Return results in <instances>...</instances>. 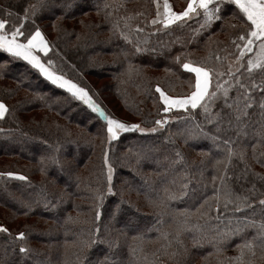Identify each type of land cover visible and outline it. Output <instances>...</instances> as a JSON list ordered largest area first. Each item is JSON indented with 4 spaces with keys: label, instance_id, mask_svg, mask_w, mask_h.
Returning <instances> with one entry per match:
<instances>
[{
    "label": "snow or ice",
    "instance_id": "1",
    "mask_svg": "<svg viewBox=\"0 0 264 264\" xmlns=\"http://www.w3.org/2000/svg\"><path fill=\"white\" fill-rule=\"evenodd\" d=\"M151 3L155 12L146 21V26L154 29L150 35L168 32L173 27L183 28L188 21L197 18H202L199 28L204 29L214 21L224 19L226 5L234 6L231 19L240 21L241 30L229 37L228 43L234 51L221 49L226 53L224 56L210 53L199 60L190 59L188 55L175 57L180 67L191 74L187 81L188 92L170 95L157 84L155 93L162 107L158 109L159 118L151 122L150 128L107 115L88 91L56 74L52 59H48L47 64L43 62L40 54L47 57L53 45L39 26L28 28L27 23L35 24L38 15L55 6L71 9L75 6L74 0H64L62 5H57L56 0H35L24 7L18 23L5 18L13 14L9 9H4L5 16L0 17V53L26 62L44 79L87 105L106 123L101 174L96 181L86 185L93 215L83 220L80 213L76 217H65L61 225L65 235L63 259L59 264H162L161 257L181 264L180 258L189 254L186 239L194 248L210 246L212 251L206 253L204 259L215 257L216 264H256L257 251L259 259L264 261V184L258 187L256 183L257 180L264 181V176L253 172L248 162V148L251 147V160L264 167V152H257L258 147L264 146V0H187L181 11L174 10L170 0H151ZM124 7V2L104 3L102 7L97 5L96 10L98 14L104 10L105 19L111 20L113 13ZM142 15L144 13L139 11L127 12L111 21L112 31L134 48L132 53L124 52L126 57L156 51L141 46L148 44L146 38L141 40L139 37L145 28L132 24ZM229 27L236 28V25L229 24ZM133 36H136L135 42ZM225 61H228L226 68ZM127 72L138 73L139 68L129 62ZM233 92L235 95H231ZM218 101L221 103L217 104ZM8 111L5 103L0 101V119H4ZM173 122L181 126L164 138L172 145L173 155L165 157L168 166L163 173L156 172L157 176H163L162 186L150 185L145 179L146 190L143 192L140 188L133 189L128 181H123L118 189L112 142L118 141L122 133L155 134ZM249 130L255 139L250 145L243 143V139L249 137ZM177 137L185 144L204 139L210 142L211 148L201 152L199 164L189 163L185 154L175 147ZM43 143L51 152L41 157V170L44 171L46 163L62 167L57 155L60 145L46 140ZM213 150L219 155L213 156ZM126 152L137 164L147 159L143 151L133 147ZM209 159L213 170L210 179L206 175ZM249 176L253 178L251 181ZM0 177L28 181L27 176L11 171L0 172ZM233 182L242 190L237 191ZM245 184L249 186L245 187ZM133 190L137 195H143L144 205L151 210L149 213L142 212L140 203L125 199V192ZM34 197L21 202L28 211L35 204L56 210L62 202V197H51L46 187H41ZM112 197L116 199L110 208H106ZM188 200L192 203L183 208L174 206L175 202ZM69 224L87 225V228L81 226L72 232L67 227ZM69 233H72V239L67 238ZM0 234L8 237L7 244L18 248L21 262L53 264L50 256L39 260L40 253L28 244V232L13 234L0 224ZM233 238L238 240L234 245L235 254L228 256L225 253ZM93 250H98L94 257Z\"/></svg>",
    "mask_w": 264,
    "mask_h": 264
},
{
    "label": "trees",
    "instance_id": "2",
    "mask_svg": "<svg viewBox=\"0 0 264 264\" xmlns=\"http://www.w3.org/2000/svg\"><path fill=\"white\" fill-rule=\"evenodd\" d=\"M94 1L95 6L87 0H74L75 6L68 10H65L62 6L52 7L50 11H45L42 15H38L35 19V24L29 21L27 27L34 28L39 26L44 34L46 32L49 35L52 33L54 35L52 49L54 50L51 49L49 55H54L55 60L59 57L61 60L64 59L66 61L65 65L73 66L72 68L78 73L82 74V71L93 65L115 74L114 82L107 86L104 85L105 91H108L110 98L114 100L113 106H111V102L105 101L107 93L104 95L102 89L101 92L100 89L97 90L104 95V98L97 96L95 92V96L90 93V88H95L94 83H83L85 84L83 88L88 91L92 100L107 115L116 119L119 118L113 115L114 111L117 115L121 111L133 118L142 117L146 120L147 117L142 114L141 109L137 106L139 105L137 101L146 100L145 102L148 103H153V101L144 96L139 97V91H144L151 98V84L154 86L155 82H164L172 74H178L188 79L191 74L186 73L176 62L175 57L177 55H181L182 58L184 55H188L193 60H199L210 53H219L224 56L226 53L221 51V49L227 48L229 52L234 51L228 43L229 37L238 34L241 30L240 21L231 19L234 9L232 5H226L223 8L224 19L214 21L204 29L199 28V21L202 18H197L188 21L187 26L183 28L173 27L168 32H157L155 35H150L153 28L146 26L145 17L149 16V19H151L154 15L155 9L152 8L151 0ZM130 1L133 2L132 8H121L119 12L113 13L111 20L105 19L104 10H101L99 14L96 10L97 5L102 7L104 3L124 2L125 6H127ZM180 1L187 2V0ZM34 2L35 0H0V17L5 16L4 9H9L13 14L5 18L18 23L19 15L23 14L24 7ZM56 3L57 5H62L64 0H56ZM183 6H186V4ZM133 8L135 12L144 13V15L132 21L133 26L138 24L140 27L145 28V31L139 34V37L141 40L146 38L148 44H142L141 46L150 49L155 48L156 51L154 53L149 51L126 57L124 52L132 53L134 51L133 46L126 44L118 33L112 31L111 21L116 20L119 15H125L124 13L131 11ZM91 15L104 18L105 22L100 26V34L93 32L95 27L91 29L92 23L85 25V20H90L87 16ZM58 17L62 18L58 19ZM96 20V22L101 21L98 18ZM229 24H235L236 28L229 27ZM197 29H199L198 32H196ZM132 39L135 42L136 36H133ZM106 47L111 48L106 49ZM107 55L110 56L109 59H107ZM41 57L43 61H46L47 57L43 55ZM138 59L140 62H138ZM129 62L138 66V73L129 74L127 72ZM227 63L228 61L224 62L225 68ZM231 95H235V93L233 92ZM0 101L4 102L9 109L6 117L0 119V129L5 130L0 132L2 136L0 137V149L7 148L10 144H14V147H16V151H13L14 148L9 152L0 151V171H11L25 176L27 173L31 174L27 182L0 177V208L3 211H8V213H13L15 216L11 217L10 214V218L3 214L2 217L6 221V227L10 228L11 232L15 229V224L19 223L20 227H22L20 230H25V232L29 233V246L40 253V261L50 256L53 264H59V261L63 259L62 253L64 249L62 245L65 235L61 225L64 224L65 217H76L78 212L75 210L83 212L85 216L93 215L90 211L91 202L88 199L89 193L86 185L96 181L101 174L102 154L107 135L105 131L106 123L97 113L92 112L87 105L72 97L64 89L44 79L37 70L31 68L26 62L12 58L6 53H0ZM219 103L221 102L218 101L217 104ZM121 121L124 122L123 119ZM178 127L179 125L171 124L170 127L164 129L162 136L154 134L142 135L135 131L122 133L118 141L112 142V146L115 149V163L117 164L115 183L118 189L122 186L123 181H128L133 186V189L140 188L143 192L146 190L144 187L145 179L149 181L150 185L162 186L161 180L163 176H157L156 172L163 173V170L168 166V161L165 160V157L171 158L173 155L171 151L172 145L167 144L164 138L170 132H176ZM208 127L209 129L211 128V126ZM230 134L235 135V133ZM157 136H159V140L154 144L148 141V139ZM45 140L50 144L60 145L57 155L62 167L46 163L44 171L41 170V157H46L51 152L48 145L43 143ZM145 140L147 142H143ZM23 141H28L30 146L27 148L26 145H19ZM192 143V140H190L185 144L183 139L177 137L175 147L185 154L189 163L195 162L199 164L201 158L194 159L193 155L196 152H193L189 147ZM243 143L249 145L255 143L250 130L249 137L244 138ZM133 144H137V146L133 147ZM194 144L203 147L208 144V141L200 139L194 141ZM129 147L143 151L147 159L137 164L135 158L126 152ZM40 149L46 150V152L38 154L34 158L30 157L31 153L39 152ZM61 149L62 151L63 149L66 150L67 153L61 152ZM209 149L205 147L197 151H207ZM149 150L153 151V153H148ZM155 152H158L156 157H164V160L160 163L162 168L160 170L150 162ZM251 152L252 149L249 147L248 162L253 164ZM257 152H262L260 147H258ZM212 155L217 156L219 153L213 150ZM23 161L28 162V164L32 163V165L30 167L22 165ZM133 169L136 171H133ZM128 171L138 177L127 173ZM212 171V161L209 159L206 170V175L209 179ZM253 172L257 173L254 170ZM50 174L57 176L58 180H56L55 176H50ZM123 174H126V176L123 177ZM260 175L264 176L263 173H260ZM252 179L249 176V181ZM59 180L60 183L62 181L66 186L58 184ZM241 183L244 182L241 181ZM256 183L260 187L264 184V181L257 180ZM78 184L79 187H77ZM123 186L127 187V185ZM233 186L237 191L242 190L240 185L235 182H233ZM247 186L249 185L245 184V187ZM41 187H46L53 198L62 197V202L56 210L46 209L42 204H35L31 211L23 207L21 202L34 199L35 192ZM209 195H211V188H209ZM74 197L82 200L81 205L78 202L75 203ZM115 199V197L110 198L106 206L110 208L112 201ZM125 199L140 203L143 213L151 211L144 205L143 195H137L135 190L131 191V193L126 191ZM188 201L184 203L175 202L174 206L183 208L189 204L187 203ZM49 213L55 215L54 218H49ZM57 216L58 219L56 218ZM67 227L72 229V232H76L81 225L69 224ZM83 227L87 228V225H83ZM151 235L154 236L155 233ZM67 238L72 239V233H69ZM7 241L8 237L0 234V244L5 250L4 254L8 255L6 258H0V264H32L31 260L21 262L18 248H13L11 244L6 243ZM237 242L238 240L233 238L227 246L226 255L235 254L234 245ZM185 243L189 248V254L187 257L180 258L181 264H216L215 257L204 259L206 253L212 251L210 246L194 248L187 239ZM149 247L153 248L155 246L149 245ZM96 251L98 250H93V257ZM11 252L12 254L9 255ZM161 261L162 264H175V261L166 257H161ZM256 264H264V261L259 259V251H257Z\"/></svg>",
    "mask_w": 264,
    "mask_h": 264
},
{
    "label": "rangeland",
    "instance_id": "3",
    "mask_svg": "<svg viewBox=\"0 0 264 264\" xmlns=\"http://www.w3.org/2000/svg\"><path fill=\"white\" fill-rule=\"evenodd\" d=\"M87 1L90 2L93 6H95V1L94 0H87ZM170 2L172 3V5L174 7V10H176V11H181L185 7L183 5L186 4V3H184V2H182L180 0H176V1L170 0ZM132 3L133 2L130 1V3L127 6H125L124 8H126V9L132 8ZM134 6H135V4H134ZM152 8H154L153 5H152ZM129 12H133L134 13L135 12L134 11V8L131 11H129ZM124 14L126 15L127 13H124ZM87 17L90 20H85V25L87 23H92L91 29H93V27H95V30H93V32H96V33H99L100 34V26L102 24H104V22H105L104 21V18L103 17L102 18L101 17L99 18V16H97V15H91V16H87ZM97 18L99 20H101V21L100 22H96L97 21L96 20ZM145 18H146V21H147L149 19V16H146ZM87 21H89V22H87ZM152 31H153V29H152ZM86 33H87V30H86ZM45 36H46V39L51 44H53L54 35L52 33H50V35H49L48 32H46L45 33ZM110 48L111 47H106V49H110ZM52 50H54V49H52ZM49 54H48L47 58L45 59L46 61H43V62L45 64H47V60L48 59H52L53 62H54V68H53V70L58 75H63L66 79L71 80L72 82L76 83L80 87H84L87 82L94 83L95 84V88L94 89H91L90 88V90H89L90 93L93 96H95V93H96L97 96H100L101 98H104V95L107 93V96H106V100L105 101L111 102V106H113V101L114 100L112 98H110L109 92L108 91H105V89H104L105 86L104 85L107 86L110 83H113L114 82V78H115L114 77L115 74L109 73V71H107L105 69H101L100 67H98V66L96 67V66H93V65H91V67H89L87 70L82 71V74H80V73H78L77 71H75L72 68L73 66H71L69 64H68V66L65 65L66 64V61L64 59L61 60L60 57H59L57 60H55L54 55L53 56H50ZM40 55L42 56L43 54H40ZM107 56H108L107 59H109L110 56L109 55H107ZM138 62H140L139 59H138ZM168 78L169 79L166 80V81H164V82H160V83H156L155 82L154 86H152V84H151V88H150L151 93H152V97L151 98H149L148 95L144 91H139L138 92V90H136L138 92V96L139 97L144 96L147 99H150V100L153 101V103L152 102H149V103L148 102H145L146 100H144V101L138 100L137 101L138 104H139L137 106L141 109L142 114H144L147 117L146 120H144L142 117L133 118L132 116L126 115V114H124V112H121V111H120V114L119 115H117L116 112L114 111L113 115L116 116L117 118L121 119V120L123 119L124 122H126V123H139V124H141L142 127H146V128L152 127L153 124L151 122L154 121L155 119L159 118L158 117V114H157L158 113V109L162 107V105H160V103H159V96H158L157 93H155V86L157 84H160V86L162 87V89H164L170 95H174V96L175 95H184V94H186L188 92V84H187L188 79L183 78L182 76H180L178 74L169 75ZM83 83H85V84H83ZM97 89L98 90L100 89V92H101V89H102V91L104 92V95H102L101 93H99V91ZM131 93H132V90H131ZM110 99H111V101H110ZM154 101H155V103H154ZM144 103H146V104H144ZM114 104H115V102H114ZM160 115L162 116L164 114L163 113H160ZM171 124H175V126L178 125L175 122H173ZM180 126L181 125H179V127ZM163 131L164 130L158 131L154 135L162 136L164 134ZM149 134L150 135H153L152 133H149ZM159 136L150 138V139H148V141L151 142L152 144H154L155 142H157L159 140ZM0 137H2L1 134H0ZM194 141H196V140H194ZM194 141L192 140L193 143L191 145H189V147L191 148V150H193V152H196L193 155L194 159H200V158H202L201 157V152L202 151H197V150L198 149H201V148H205V147L209 149V147H211V144L208 141V144L209 145L208 144H205L203 147H200V145L194 144ZM143 142H147V141L145 140ZM22 144L23 145H26L27 148L30 146V144H29L28 141L20 142L19 145H22ZM136 146H137V144L136 145L133 144V147H136ZM15 148L16 147H14V144H10L9 146H7V148L6 147L3 148V149L1 148L0 151L3 150L4 152H9L12 149H13V151H16ZM260 149L262 150V152H264V146L260 147ZM60 151L63 152V153L66 152V150H64V149H63V151H62V149ZM44 152H46V150L40 149L39 152L37 151V152L31 153L30 154V157L34 158V156H36L38 154H44ZM148 153H153V151L151 152V150H149ZM157 155H158V152H155L154 155H153V157L151 158L150 162H152V164L158 170H160V169H162L161 166H160V163H162V160H164V157L163 158L162 157L159 158V157H156ZM254 163L252 164V163L249 162V164H251L252 169L254 171H256L257 173H259V174L260 173H263V175H264V167H262L259 163H255V164ZM22 165H25V166H29L30 167V165H32V163H29L28 164V162H24L23 161L22 162ZM0 172H3V171H0ZM5 172H7V171H5ZM127 173H130V171H128ZM130 174L133 175L134 177H138V176H136V175H134L132 173H130ZM29 175H31V174L30 173H27L26 176L30 179ZM50 176L53 177L55 175L54 174H50ZM124 176H126V174H123V177ZM55 177H56V180H58V177L57 176H55ZM57 183L60 184L61 186H66V185H64V183L62 181L60 183V180ZM74 201H76L75 203L78 202L81 205L82 200H79V199L75 198ZM187 203L190 204V203H192V201L190 200ZM106 208H109V207L106 206ZM75 211H77L78 213L81 214V217H82L81 220H83V219H85V218L88 217V216H85V214H83V212H81L79 210H75ZM3 214L5 216H7V217H10V214H11V217L14 216V215H13V213H8V211H3L0 208V224L4 225L6 227V223H5L6 221H4V219L2 217ZM54 216L55 215H53L52 213H49V218L50 217L51 218H54ZM56 218L58 219V216ZM76 225H80V224H76ZM81 226H83V225H81ZM14 227H15L16 230L13 229V231H12L13 234H15L16 232H19V231H25V230H20L22 227H20L19 223H16ZM8 229H10V228H8ZM30 242H32V241H30ZM28 244H30V243L28 242ZM3 249L4 248L0 244V256H1L0 258H6L8 256V255H5L4 254V251L5 250H3ZM12 252L9 253V255L12 254Z\"/></svg>",
    "mask_w": 264,
    "mask_h": 264
}]
</instances>
